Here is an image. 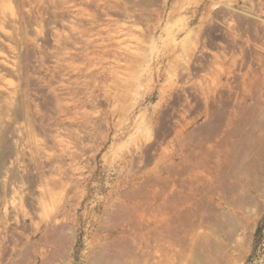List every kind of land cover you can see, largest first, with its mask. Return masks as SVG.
<instances>
[{
  "label": "rangeland",
  "instance_id": "rangeland-1",
  "mask_svg": "<svg viewBox=\"0 0 264 264\" xmlns=\"http://www.w3.org/2000/svg\"><path fill=\"white\" fill-rule=\"evenodd\" d=\"M0 264H264V0H0Z\"/></svg>",
  "mask_w": 264,
  "mask_h": 264
},
{
  "label": "bare ground",
  "instance_id": "bare-ground-1",
  "mask_svg": "<svg viewBox=\"0 0 264 264\" xmlns=\"http://www.w3.org/2000/svg\"><path fill=\"white\" fill-rule=\"evenodd\" d=\"M121 194H122V193H121ZM122 195H123V194H122ZM128 195H131V194L128 193V194L125 195V196L129 197ZM173 201H174V200H173ZM173 201H172V202H173ZM185 201H186V200H185ZM187 201H188V200H187ZM188 202H189V201H188ZM188 202H187V203H188ZM176 203H177L178 206L181 205L180 202H176ZM176 203L174 202V204H176ZM181 203H182V202H181ZM187 203L184 202L182 205H184V204L186 205ZM170 204H173V203H170ZM179 204H180V205H179ZM120 205H121V204H120ZM177 205H176L175 208L168 209L169 211H167V213H168V212L171 213L172 211H170V210H173V212H175V214H173L172 216L176 215V216H174V218H176V219L178 218V221H179V222H180L179 219H181V220L184 221V219H182L184 216L182 215L183 217H181L180 213H184L185 210H183V211L181 210V212L178 213L177 211H175V209L178 208ZM118 206H119V204H118ZM124 206H125V204H124ZM174 206H175V205H174ZM174 206H173V207H174ZM116 207H117V205H116ZM116 207H115V210H116ZM163 207H164L163 209L166 208L165 205H164ZM168 207H172V205H171V206H168ZM117 208H118V207H117ZM119 208H120V210H121L123 207H119ZM124 208H125V210L123 209L124 212H121V213L119 212V213H118V215L120 214L119 217L121 218V220H120L119 217H118V218H117V217H113V216L116 215V212H115L114 215L112 214V213L114 212L113 210H112L113 212L111 213L113 216L110 214V216L112 217V219H113V220H114V219H115V220L118 219L120 222H122V219H124L125 217H127V219H129V221H130L131 219L133 220V218H131L133 215L130 213L129 206H128V208H127V207H124ZM185 209L188 210V208H185ZM118 210H119V209H118ZM179 211H180V210H179ZM176 212H177V213H176ZM122 213H123V214H122ZM170 213H169V214H170ZM124 214H125V215H124ZM118 215H116V216H118ZM122 215H124L125 217L122 218V217H123ZM131 215H132V216H131ZM178 215H179L180 218L178 217ZM121 216H122V217H121ZM116 218H117V219H116ZM115 220H114V221H115ZM124 221H127V220H124ZM124 221H123V222H124ZM183 221H181V222H183ZM130 222H131V221H130ZM125 223H126V222H125ZM123 224H124V223H123ZM130 224H131V223H130ZM157 229H158V228H157ZM64 243H65V242H64ZM61 245H62V244H61ZM60 247H61V249H62V246H60ZM64 249H65V248H64ZM64 249H63V251H65ZM94 260H95V259H94ZM94 260H93V261H94Z\"/></svg>",
  "mask_w": 264,
  "mask_h": 264
}]
</instances>
